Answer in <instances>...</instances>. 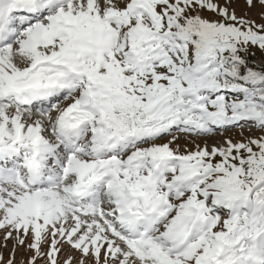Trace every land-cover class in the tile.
Masks as SVG:
<instances>
[{
    "label": "snow or ice",
    "instance_id": "1",
    "mask_svg": "<svg viewBox=\"0 0 264 264\" xmlns=\"http://www.w3.org/2000/svg\"><path fill=\"white\" fill-rule=\"evenodd\" d=\"M0 264H264V0H0Z\"/></svg>",
    "mask_w": 264,
    "mask_h": 264
},
{
    "label": "rangeland",
    "instance_id": "2",
    "mask_svg": "<svg viewBox=\"0 0 264 264\" xmlns=\"http://www.w3.org/2000/svg\"><path fill=\"white\" fill-rule=\"evenodd\" d=\"M229 135L233 134V133H228Z\"/></svg>",
    "mask_w": 264,
    "mask_h": 264
}]
</instances>
